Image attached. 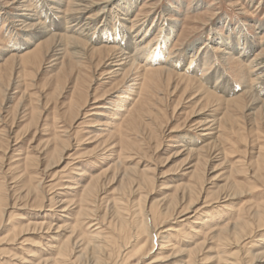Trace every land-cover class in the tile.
Instances as JSON below:
<instances>
[{
    "label": "rangeland",
    "instance_id": "374dc122",
    "mask_svg": "<svg viewBox=\"0 0 264 264\" xmlns=\"http://www.w3.org/2000/svg\"><path fill=\"white\" fill-rule=\"evenodd\" d=\"M98 1L0 0V264H264V0Z\"/></svg>",
    "mask_w": 264,
    "mask_h": 264
},
{
    "label": "bare ground",
    "instance_id": "6f19581e",
    "mask_svg": "<svg viewBox=\"0 0 264 264\" xmlns=\"http://www.w3.org/2000/svg\"><path fill=\"white\" fill-rule=\"evenodd\" d=\"M16 1V0H15ZM51 3H53L54 4V7H55V9H56V11L57 12H60V13H62L63 15H65V16H67V18H68V15H71V13H73V9H74V12H76V14L78 13L79 15L78 16H76V18L74 19V20H70L69 22H68V19H65V21H67V22H65V25L63 26V28H64V30L66 31L68 28H70V29H68L69 31H75V32H77V31H79V37H84V38H87V39H89V40H93V39H97V40H101V39H104V40H106V41H110V40H107V39H110V37L109 36H107V35H103L101 38H91V36H90V34L88 33L89 31H90V27H88L87 26V22H86V20L88 19V16H86L83 20H82V17L84 16V15H87V14H89V12L91 11L92 12V10H98V9H100V2L98 1V0H72V1H70V3L68 2L67 4H68V9L67 10H61L60 8L62 7V5H63V3H65L63 0H49ZM18 2H19V0H18ZM18 4H20V2L18 3ZM21 5H23V4H21ZM37 7V6H36ZM130 7V6H129ZM53 8V7H52ZM103 8V7H102ZM26 9H28L29 10V8H23V10H26ZM54 9V10H55ZM129 9V8H128ZM53 10V11H54ZM130 10V9H129ZM103 11V10H102ZM98 12V11H97ZM41 14V13H40ZM75 14V15H76ZM17 15H24L23 16V19H21L20 21H21V23H24L23 24V26H25V25H33V24H35V23H39L37 20V22H34V23H29V22H31V21H34L35 20V18H31V14L30 13H28V12H26V13H19V14H17ZM33 15V14H32ZM73 18V17H72ZM27 19H31L30 21H26ZM121 19H125V18H121ZM71 22V24L69 25V23ZM89 24V23H88ZM54 25V24H53ZM91 25V24H90ZM62 25L61 24H56V26L55 27H59V28H61V29H63L62 27H61ZM87 26V27H86ZM39 28H41V30L43 31V33L44 32H47L48 30H50V29H48V27L47 26H43V27H39ZM41 31V32H42ZM174 32V29H173V26H169L168 28H167V32L165 33V35L163 34V35H161L160 36V38H159V40H158V42L157 41H155V44H156V46L154 47V48H152V46H149V47H147V45H145L144 44V46H142V48L144 49V48H148L147 50H146V52H147V54L145 55V59H143L141 62H143L142 64H138V63H136L135 61V58H134V56L133 57H130L128 60L130 61V62H124V63H121V64H115V65H126V64H128L129 63V66H131V67H134V69H140L141 67H144V68H146L145 69V72H147V71H150V70H152V68H150V66H152V65H154V64H156L157 62L158 63H164V64H168L169 66H173L174 65V62H172L171 61V59L169 60L168 58H167V60H165L164 62H161V57H162V53L164 52V50H165V48H166V46H167V42H168V39H170V37H171V35H172V33ZM71 33V35H72V33L73 32H70ZM113 34H114V37L113 38H111L112 40H114V41H116V39H115V37L117 36V34H118V37H121L123 34H121V32H120V30L116 33L115 31H113L112 32ZM74 34V33H73ZM67 36V35H66ZM76 36V35H75ZM75 36H73L75 39H74V42H77L78 41V39L75 37ZM129 37L128 38H130L131 36H130V34L128 35ZM144 36V35H143ZM142 36V37H143ZM67 37H71L70 35L69 36H67ZM111 40V41H112ZM117 41H118V38H117ZM78 42H80V41H78ZM222 43H223V45H225V46H227L228 44H229V41L227 40V42H224V41H221ZM119 43L125 48V47H128V42L127 41H125V42H121L120 41V39H119ZM243 44H246V41H244L243 42ZM229 47H226V48H228V49H226V50H224V49H222V50H224V52H223V54H232V52H236V53H242V52H244V51H242V47H239V44H230V45H228ZM135 47H136V50H139L140 48H138L139 46H137V45H135ZM245 46L243 45V48H244ZM121 51H120V53H124L123 51V49L122 48H119ZM143 49H141V50H143ZM113 50H116V49H114L113 48ZM140 50V51H141ZM117 51V50H116ZM114 52V51H113ZM145 52V53H146ZM119 53V52H118ZM136 53H137V51H136ZM136 55V54H135ZM128 58V57H127ZM115 63H117V61H120V59H116L115 58ZM157 61V62H156ZM171 61V62H170ZM262 63V64H261ZM147 66V67H146ZM118 69H120V68H118ZM255 70H258V73H261L262 75L261 76H257L256 77V79H259L260 80V78L261 77H264V62H260V64L259 65H257V67L255 68ZM114 71V70H113ZM139 71V70H138ZM146 75V74H145ZM218 77L220 78V77H222V74L219 72L218 73ZM218 78V79H219ZM132 80H135V79H132ZM218 81V80H217ZM262 81V80H261ZM264 81V80H263ZM260 83V82H259ZM135 84V83H134ZM132 84H129L128 86L130 87V90L129 91H134V89H133V86H131ZM143 86H144V84H143ZM259 87H262V91L264 90V87H263V85L261 86V84H258L257 85V87H255V89H257V88H259ZM129 96H127V95H125V94H121V95H119V98H123V99H125V98H128ZM258 99V98H257ZM256 99V100H257ZM122 109H124V108H122ZM199 126H201V127H199ZM198 130H200V131H202L201 133H200V135H202V136H209V134H211V132H210V130H211V128H210V126H207V122H203V123H201V124H199L198 125ZM185 149H187V148H185ZM218 200V199H217ZM206 201V200H205ZM191 203H193V201L192 200H190V202H189V205L191 204ZM188 205V206H189ZM188 206H187V208H188ZM189 209V208H188ZM179 211V210H178ZM258 211V210H257ZM92 212V211H91ZM184 213H186V211L185 212H183V213H181V215L182 214H184ZM257 213V212H256ZM170 215V214H169ZM194 216H196V215H194ZM185 217V216H184ZM193 217V216H192ZM89 218V217H88ZM207 219L209 218V216H207L206 217ZM179 219H180V217H179ZM182 220H185V218L184 219H182ZM181 220V221H182ZM191 220V219H190ZM238 223V222H237ZM237 223H235V224H237ZM204 224V223H203ZM202 223H201V225H203ZM238 225V224H237ZM245 225H246V223H244L243 222V224H240L239 225V229L241 228V229H244V227H245ZM143 226V225H142ZM235 227V226H234ZM234 227H233V230H232V234L234 235L233 237H234V239L235 238H237V237H239V233L238 232H236V229H234ZM248 227V226H247ZM144 228H146V227H144ZM237 228V227H236ZM227 228H223L222 229V231L221 232H226V231H228V229L226 230ZM146 230V229H145ZM168 230H172V228H169ZM97 231V230H96ZM244 231V230H243ZM163 232V231H162ZM169 232V231H168ZM173 232V231H172ZM97 233V232H96ZM164 233V232H163ZM98 236H100V234L98 235ZM163 236V235H162ZM163 238V237H162ZM165 238V237H164ZM237 239H239V238H237ZM166 241V240H165ZM172 241V240H171ZM170 243V242H169ZM67 244V243H66ZM167 244V243H166ZM100 245V244H99ZM168 247V246H167ZM69 248H70V246H69ZM69 248H68V250H69ZM141 248V247H140ZM139 248V249H140ZM160 248H163V246H161ZM164 248H166V247H164ZM197 248V247H196ZM65 249L67 250V248H66V246L65 245H63V246H61L60 247V251L62 250H64L65 251ZM193 250H195V248L193 249ZM63 251V252H64ZM71 251H72V249H71ZM179 251H181V250H179ZM192 252V251H191ZM70 253V252H69ZM60 254H62V253H60ZM68 254V253H67ZM194 254V253H193ZM192 255V254H191ZM68 256V255H67ZM66 257V256H65ZM74 257V256H73ZM72 258V257H71ZM56 261V260H55ZM192 261V260H191ZM61 262V261H60ZM191 264V263H190Z\"/></svg>",
    "mask_w": 264,
    "mask_h": 264
}]
</instances>
